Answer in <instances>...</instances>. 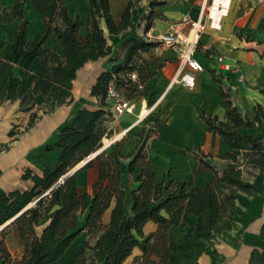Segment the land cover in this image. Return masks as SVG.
<instances>
[{"label":"trees","instance_id":"1","mask_svg":"<svg viewBox=\"0 0 264 264\" xmlns=\"http://www.w3.org/2000/svg\"><path fill=\"white\" fill-rule=\"evenodd\" d=\"M25 2L42 19L41 29L33 35H29V21L23 16ZM162 2L150 0L149 7ZM88 3L85 34L79 31L82 18L71 17L61 0H14L11 6L0 7L2 19H19L10 44L0 53V105L18 100V109L31 113L27 127L33 125L37 110L51 112L71 99L72 80L80 67L111 52L99 19L109 33L116 34L130 23L135 4L128 0L115 21L109 0ZM152 13L150 9L148 18ZM52 33L60 42L59 50L46 44ZM158 44L157 40L125 39L121 44L122 60L111 70L102 71L90 88L99 107L79 109L71 122L60 128L54 145L46 144V150L60 149L55 163L45 165L40 174L26 168L21 178L30 183L0 195V226L9 220L0 228V264H56L82 231L85 239L67 264H128L135 247L140 253L130 264H196L215 234L230 229L236 191L250 193L252 188L243 172L264 168L263 141L241 132L244 127L261 123L264 104L256 103L252 116H248L233 103L228 90H222L224 119L202 114L207 128L215 130L229 147L219 156L227 160L223 169L208 161V154L194 152V171L213 173L202 187L185 189L190 181L174 185L170 179L164 185L163 180H156L142 133L130 154L121 152V139L70 171L112 133L109 123L113 117L106 101L109 85L129 100L146 98L148 104L152 103L155 92L149 80L154 72L143 52ZM34 59L40 63L39 74L34 71ZM8 134L13 135L14 130ZM127 157L128 177L134 174L138 181L128 191L120 181L121 159ZM94 162L97 178L90 192L81 191L77 172ZM106 211L108 218L104 220ZM147 221L156 224L154 230L144 232ZM171 225L188 228L181 242L169 238ZM9 226L15 229L22 247L17 257H12L5 242ZM259 237L264 242V220ZM244 264H264V247H254Z\"/></svg>","mask_w":264,"mask_h":264},{"label":"crops","instance_id":"2","mask_svg":"<svg viewBox=\"0 0 264 264\" xmlns=\"http://www.w3.org/2000/svg\"><path fill=\"white\" fill-rule=\"evenodd\" d=\"M61 1L71 17L78 15L82 18L83 24L79 31L85 34L88 0ZM127 1L109 0L115 21L119 20ZM133 1L135 4L131 9L130 23L118 33H109L99 19L107 43L111 45V52L86 62L76 71L72 80L71 99L68 98V102L57 106L51 113L44 114L29 133L14 139L7 149L0 151V195L14 188H25L30 183L21 178L26 168L40 174L45 165L55 163L60 149L54 147L46 150V144L54 145L60 128L69 124L79 109L99 107L97 98L90 94V88L102 71L111 70L115 63L122 60L121 44L125 39L135 37L156 40L155 35L165 31L171 22L178 20L183 14L188 13L192 19L199 15V0H161L162 3L154 4L152 8L149 7L150 0ZM13 2L14 0H0V6L7 8ZM146 4L149 7L148 14L150 9L153 10L150 18L148 14H142ZM23 16L29 21V35L41 29L42 19L29 2L24 3ZM202 19L206 22V27L200 34L194 56L202 63L203 70L195 72L194 86L168 87L171 75L180 67L177 51L171 46H152L143 55L148 58L149 68L154 72L149 85L155 96H159L158 104L145 121L137 122V113L144 101L136 99L132 112L117 116L109 123L112 132L128 128L120 149L124 155L133 151L142 133V138H146L148 164L155 172V179L163 180L164 185L170 179L174 185L190 181L185 189L202 187L213 177L210 170L194 171V152L208 154L207 160L219 169H223L227 163L226 159L219 156L229 150L228 145L215 130L207 128L202 117L205 114L224 119L222 90H228L233 103L248 116H252V108L256 103L264 104V0H230L228 11L220 20L215 18L210 25L209 18L204 15ZM0 24L4 26L0 27V34L6 31L9 45L19 19L15 16H8L6 19L0 17ZM46 44L60 49V42L54 33L47 38ZM219 55L222 56L223 63L230 65V69L221 68V62L217 60ZM33 66L34 71L39 74L38 59H34ZM9 102L16 103L18 108V100ZM241 132L259 138L264 147V118L259 125L244 127ZM5 136V131H1L0 142ZM129 159L130 157L122 158L120 165V181L126 191L138 184L134 174L128 177ZM97 174L96 162L88 168L80 169L76 175L79 189L90 192ZM243 177L250 181L251 192L236 191L230 229H223L215 234L196 264H244L254 247H264V242L259 237L264 220V168L262 171L248 168V172H243ZM107 218L108 211L104 213V220ZM155 227L154 222L147 221L143 229L144 232H149ZM187 229L185 226L171 225L168 236L179 243ZM133 252L136 255L140 250L135 247Z\"/></svg>","mask_w":264,"mask_h":264},{"label":"built area","instance_id":"3","mask_svg":"<svg viewBox=\"0 0 264 264\" xmlns=\"http://www.w3.org/2000/svg\"><path fill=\"white\" fill-rule=\"evenodd\" d=\"M213 2L214 0H199V15L197 18L192 19L188 13H185L178 20L171 22L165 31L155 35V39L159 42V46H171L177 51V58L180 67L177 68L171 75L168 87L172 85H182L184 87L191 88L195 84V72L203 70V65L194 56V51L200 34L206 27V22L202 19V17L205 15L206 18H209L210 25L214 20V16L211 15L210 9V6L213 5ZM229 2L230 0H228L227 4L222 2L217 4L215 17L217 20H220L221 16L227 13ZM186 27L187 29L185 30ZM217 60L221 62L222 69H230L229 64L222 62L223 59L221 55L217 57ZM141 99L144 101V103L140 106L137 113V122L145 121L147 116L153 112L154 108L159 102V96H155L151 104H148L146 98ZM106 101L113 119L126 112H132L135 105V100H129L123 97L118 91L114 89L112 85H109L107 88ZM127 131L128 128H123L117 132H112L108 136H104L107 137L108 142L104 143L103 137L101 140V147L104 149V146H110V144L121 140ZM97 150L86 155V157L81 160V162L85 163L86 161L93 158L97 154Z\"/></svg>","mask_w":264,"mask_h":264},{"label":"rangeland","instance_id":"4","mask_svg":"<svg viewBox=\"0 0 264 264\" xmlns=\"http://www.w3.org/2000/svg\"><path fill=\"white\" fill-rule=\"evenodd\" d=\"M1 7V6H0ZM149 7L146 4L144 7V10L142 11V14L147 15L148 14ZM0 24L1 28H4V26ZM39 31V30H38ZM36 31V32H38ZM34 32V34L36 33ZM0 42H2V46L0 47V53H2L8 43L9 38L6 33V31L2 32L0 34ZM115 47H117V44H115ZM52 112V111H51ZM51 112H44L43 110H37L36 116L33 120V125L30 127H27L28 121L30 120V112H23L17 108V104L14 102H4L0 106V133L1 131H5V138L0 142V151L7 149L9 145H11V142L14 139H19L22 135H25L30 132V129L34 126L35 122L42 118L44 114H49ZM7 125L6 127H4ZM5 128V129H4ZM14 130L13 135H9L8 131ZM104 149L108 150L109 146H104ZM21 184V182H20ZM81 225V222H79L78 226ZM6 235H5V242L6 245L12 255V257H17L21 254L22 247L18 242V237L16 234V231L13 227L9 226L6 228ZM85 239L84 231H82L72 242L71 246L66 250L65 256H62L56 264H67L68 261L77 253L79 248L81 247L83 240ZM135 253L133 252L132 255L129 256L127 259V263L130 264L133 260V256Z\"/></svg>","mask_w":264,"mask_h":264},{"label":"bare ground","instance_id":"5","mask_svg":"<svg viewBox=\"0 0 264 264\" xmlns=\"http://www.w3.org/2000/svg\"><path fill=\"white\" fill-rule=\"evenodd\" d=\"M219 2H222V3H224V4H227L228 0H214L213 5L210 6V9H211V15L214 16V19H215V17H216V8H217V4H218ZM214 22H216V20H215ZM103 141H104V143H107V142H108V139L106 138V139H104Z\"/></svg>","mask_w":264,"mask_h":264},{"label":"water","instance_id":"6","mask_svg":"<svg viewBox=\"0 0 264 264\" xmlns=\"http://www.w3.org/2000/svg\"><path fill=\"white\" fill-rule=\"evenodd\" d=\"M103 149V147H100L98 150H97V152L96 153H98L99 151H101ZM81 165H83V162H79L78 164H76L70 171L71 172H73V171H75L77 168H79ZM12 219V218H11ZM9 220H7L4 224H2L1 226H0V228L3 226V225H5L7 222H8Z\"/></svg>","mask_w":264,"mask_h":264}]
</instances>
